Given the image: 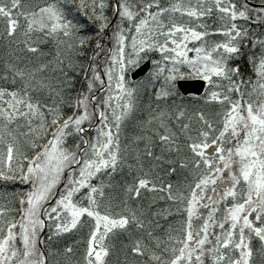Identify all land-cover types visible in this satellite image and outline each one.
Listing matches in <instances>:
<instances>
[{
	"label": "snow or ice",
	"instance_id": "snow-or-ice-1",
	"mask_svg": "<svg viewBox=\"0 0 264 264\" xmlns=\"http://www.w3.org/2000/svg\"><path fill=\"white\" fill-rule=\"evenodd\" d=\"M177 13L204 30L179 22ZM213 14L220 27L210 33L200 21ZM250 25L264 26V0H0V41L13 54L39 60L41 45H55L53 60L32 66L16 56L0 73V181L27 186L0 204V264H111L108 241L120 234L131 241L125 264H264V31ZM217 35L222 39H207ZM245 55L255 79L237 63ZM149 61L147 75L131 79ZM45 71L57 75L38 76ZM188 80L205 82V95H182L177 82ZM38 91L51 103L33 95ZM144 96L149 116L141 131L152 135L122 143ZM201 104H215L220 119L207 118ZM21 122L28 128L23 142ZM173 151L191 177L182 186L151 163L173 165L164 174H175L176 161L163 155ZM125 169L132 178L117 203L105 190L117 187L113 177ZM160 201L170 203L154 208ZM173 207L184 219L161 241L154 229ZM46 229L48 241L79 234L83 250L53 251L41 239ZM144 256L148 261L137 260Z\"/></svg>",
	"mask_w": 264,
	"mask_h": 264
},
{
	"label": "trees",
	"instance_id": "trees-1",
	"mask_svg": "<svg viewBox=\"0 0 264 264\" xmlns=\"http://www.w3.org/2000/svg\"><path fill=\"white\" fill-rule=\"evenodd\" d=\"M162 2L164 4H168V3H171V2H177V0H162ZM180 2L184 3L183 0H180ZM176 15L178 17L179 22L182 21L183 23H186L187 25L195 24L197 26L198 23H199L197 21L191 23V22H189L191 19L189 20L187 17L180 18L179 17V13H177ZM216 15L217 14H213V16H211V17H204L200 21V22H202V23H204L206 25L207 30L210 33L217 29L215 27V23H216V21H215L216 18L215 17H216ZM80 19H81V23L85 25L84 31L89 33V34L95 35V29H94V26L91 25V22L87 21V19L84 18V17H81ZM238 23H243V22L238 21ZM250 27L256 28L258 33H259V31H264V26L250 25ZM199 29L201 31L204 30V29H201V28H199ZM207 39H209L210 41L213 40V39L221 40L222 37L219 36V35L214 36V37L213 36H209V37H207ZM102 43H104V40L102 41ZM40 47H41L42 51L44 52V55L42 57H40L39 60H37L35 58V56H33V54H30V53L15 52V54H13L14 53V49L6 46V44L3 41H0V73L3 72V66H4V62L5 61L14 62V63L17 62L16 59H15L16 56H24V57L31 58L33 60L32 66H37L39 63H46V62L54 59V56H55V45L53 43L44 44V45H41ZM90 55H91V52H89V56ZM153 55H155L157 58H159V54L158 53H154ZM26 63H27L26 60L19 61V65L21 67H23ZM237 63H239L242 67H244L245 76L246 77L247 76H252L253 79H255L254 73L252 72V66L247 63L246 55L240 61H238ZM49 67L50 68L54 67V65H50ZM56 75H57V73H54L52 71H45L43 73H39L38 74V76L43 77L45 79H52ZM76 79H77L76 88L79 89V88H81V85L83 83V76H78ZM8 87L11 88L13 86L9 85ZM33 95L39 97L43 101H47L48 103H51V100L48 98L46 92H44V91H38V92L34 93ZM147 102H148V97H146L145 99L141 100L139 102V105H138V111L133 114V116H132V118L130 120L126 121V123H125V125L123 127L122 134H121L122 143L131 144L132 140H133V136H135V135H143V134L152 135L151 132H143V134L138 133L139 132L138 130L143 127L141 122L142 121H146L148 119V116H149V109L146 107ZM153 107H155V103H153ZM198 107L205 112L207 118H209L210 120L214 121V118L216 117L215 116L216 113H214L213 115H209L207 108L204 109V108L200 107L199 105H198ZM194 121L196 122V124H198L196 120H194ZM13 128H15V125H13ZM27 132H28L27 126L23 122H21V127L18 129V132H17L18 139L21 142H23L24 139H25V136L22 135V134L23 133H27ZM176 132H177L178 140L181 138L183 140L182 142H185L183 134L179 130H177ZM93 135H94V133H93ZM140 143H141V145H143L144 142L141 141ZM157 143H159V142L157 141ZM156 148L158 149L159 147H156ZM25 150L28 151L29 154H31V150L28 149L27 146H25ZM186 177H187L188 180L191 179V177L188 175V172L186 174ZM131 178H132V176L128 172L127 169H125L123 172H119L118 171L116 173V175L113 177V184L117 185V187H114L112 189H106L105 190L106 193H111L116 198V202L119 203L120 199L123 197V187L122 186L125 183V181H130ZM93 183H96V181H93ZM3 190H4L3 189V185H0V200L6 198V196H3L4 195V191ZM151 195L152 194L149 193L148 197H151ZM10 198L13 199L12 195L10 196ZM148 203H149V199H144L143 200V206H144L145 209L147 208ZM168 203H170V202L166 203V202L163 201V203H162L160 201L159 203L154 204L153 207L154 208H158V207H162V206H167ZM204 212H206V211H204ZM17 213L18 212H14V213H12V215L13 216H17L18 215ZM183 219H184V217L181 216V215H178V214H176V215L173 214L171 216H168L167 219L160 218V224L163 225V227L158 228V229H154L153 235L155 237L160 238L161 241H164L167 238L166 229L170 225V223H172V227L175 228L177 226L175 222L181 221ZM47 235H48V232L45 235V240H44L45 244L49 245L51 247V249L53 250L52 243L53 244L55 243V240L57 239V237H53L52 241H48L47 240ZM118 237H121V236L118 235L115 238H111L109 240V242H108V243L114 245V247H112L110 249V255H109L108 259L110 261H112V263L116 262V264L119 263L118 260H119V257L121 255L120 254L121 251L123 252V255L126 254V253H130L131 252L130 250L127 251L126 248H125V245L128 244V243H126V244L123 243L122 244L121 242L118 241V239H117ZM59 238L60 239L63 238L61 240V242L59 241L58 244H55V246L58 247L59 251H62L66 246L73 247L74 251H77V250L82 251L83 250V246L84 245L82 243H77V241L80 239V235L79 234H76V235L75 234H65L63 237H59ZM142 239H143V242L146 245H148L149 248H151L153 251H157V252L160 251V249H156L155 248L154 240L150 239L146 234H144L142 236ZM44 247H45V245H44ZM162 247H163V244H162ZM127 249H130V248H127ZM78 258H79V255H78V252H77V255L74 257V259H78Z\"/></svg>",
	"mask_w": 264,
	"mask_h": 264
},
{
	"label": "water",
	"instance_id": "water-1",
	"mask_svg": "<svg viewBox=\"0 0 264 264\" xmlns=\"http://www.w3.org/2000/svg\"><path fill=\"white\" fill-rule=\"evenodd\" d=\"M151 63L147 62L140 69L133 73L132 78L134 80L144 76L150 69ZM181 92L185 95L197 94L201 95L204 92L205 83L203 81H182L179 83Z\"/></svg>",
	"mask_w": 264,
	"mask_h": 264
},
{
	"label": "rangeland",
	"instance_id": "rangeland-1",
	"mask_svg": "<svg viewBox=\"0 0 264 264\" xmlns=\"http://www.w3.org/2000/svg\"><path fill=\"white\" fill-rule=\"evenodd\" d=\"M187 1L188 0H186L185 2H187ZM107 40L110 41V42H111V40L110 39H106L105 40V44L109 47ZM189 46L191 47V45H189ZM189 55L192 56V55H194V53H189ZM105 79H106V77H105ZM208 114L209 115H213L214 114V108H209ZM194 120L192 121V126H195L196 125V122ZM163 155H164V157H165L166 160L169 158V156L166 153H164ZM0 185H3V187H5V190H7L8 188H11L12 189L13 187H16V186L19 187L20 191H26L27 190V186L26 185H21L18 182L17 183H11V182H9V183L5 184V182L0 181ZM201 211L204 212V211H207V210L201 209ZM216 231H218V230H216ZM252 247H253V250H254V258H257L258 259V252H259V247H260V241L258 239H253V241H252ZM120 254L121 255H120L119 262L122 263V261H123L122 260L123 259V252L121 251Z\"/></svg>",
	"mask_w": 264,
	"mask_h": 264
}]
</instances>
